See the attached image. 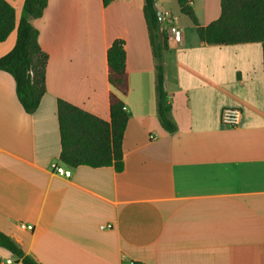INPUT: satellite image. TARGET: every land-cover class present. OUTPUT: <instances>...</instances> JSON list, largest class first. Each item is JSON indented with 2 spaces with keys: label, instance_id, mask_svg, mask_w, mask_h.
<instances>
[{
  "label": "crops",
  "instance_id": "1",
  "mask_svg": "<svg viewBox=\"0 0 264 264\" xmlns=\"http://www.w3.org/2000/svg\"><path fill=\"white\" fill-rule=\"evenodd\" d=\"M199 25L221 0H189ZM16 18L24 0H12ZM145 0H48L38 18L46 91L28 113L0 69V231L41 264H264V53L261 42L210 44L178 0H157L176 130L158 116L156 58ZM121 39L129 88L124 167L60 160L58 100L110 120L107 52ZM16 42H0V57ZM242 111L226 126L222 110ZM56 166L71 170L70 176ZM28 226H31L29 228ZM22 264L0 247V264Z\"/></svg>",
  "mask_w": 264,
  "mask_h": 264
},
{
  "label": "trees",
  "instance_id": "2",
  "mask_svg": "<svg viewBox=\"0 0 264 264\" xmlns=\"http://www.w3.org/2000/svg\"><path fill=\"white\" fill-rule=\"evenodd\" d=\"M112 0H103L107 5ZM181 11L188 15L201 41L210 44L261 42L264 53V0H221L220 16L206 26L198 23L189 0H178ZM48 0H24L20 17L12 0H0V42L15 30L16 42L0 57V69L10 73L16 83V94L23 108L33 113L46 91L48 55L39 43V31L31 20L42 16ZM144 17L156 58L158 116L162 127L174 132L171 105L165 89L164 52L168 35L161 29L157 0H145ZM110 120L102 119L68 101L59 99L57 115L61 137L60 160L70 166L124 167L122 142L128 113L120 96L127 93L126 51L121 39L113 41L107 52ZM0 247L15 255L22 264H41L6 233L0 231Z\"/></svg>",
  "mask_w": 264,
  "mask_h": 264
},
{
  "label": "built area",
  "instance_id": "3",
  "mask_svg": "<svg viewBox=\"0 0 264 264\" xmlns=\"http://www.w3.org/2000/svg\"><path fill=\"white\" fill-rule=\"evenodd\" d=\"M168 23V41H174L180 43L183 38L182 29L172 22V16L167 14L162 17ZM221 121L224 125L234 127L242 124L243 114L239 108L236 107H226L222 110ZM57 172L65 176L71 175V170L66 169L63 166H56ZM31 228V226H28ZM7 263L11 264L12 259H7ZM135 264V263H133Z\"/></svg>",
  "mask_w": 264,
  "mask_h": 264
}]
</instances>
